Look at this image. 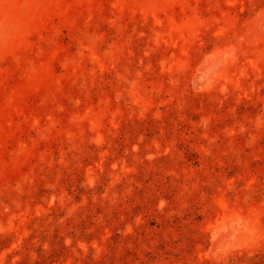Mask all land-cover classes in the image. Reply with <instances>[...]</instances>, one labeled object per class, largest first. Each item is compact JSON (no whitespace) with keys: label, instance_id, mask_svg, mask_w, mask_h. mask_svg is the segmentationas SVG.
<instances>
[{"label":"rangeland","instance_id":"rangeland-1","mask_svg":"<svg viewBox=\"0 0 264 264\" xmlns=\"http://www.w3.org/2000/svg\"><path fill=\"white\" fill-rule=\"evenodd\" d=\"M0 264H264V0H0Z\"/></svg>","mask_w":264,"mask_h":264}]
</instances>
